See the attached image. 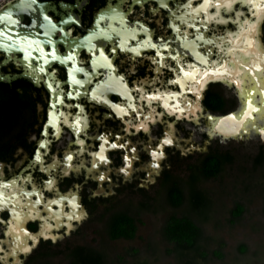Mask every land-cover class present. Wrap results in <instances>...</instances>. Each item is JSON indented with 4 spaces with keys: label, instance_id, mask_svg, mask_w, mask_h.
Masks as SVG:
<instances>
[{
    "label": "flooded vegetation",
    "instance_id": "af4514ba",
    "mask_svg": "<svg viewBox=\"0 0 264 264\" xmlns=\"http://www.w3.org/2000/svg\"><path fill=\"white\" fill-rule=\"evenodd\" d=\"M163 3L167 4V7L162 5L161 0H139V2L138 0H36L34 4L31 0H0V178L9 180L31 174L32 182L36 183L37 188L53 178L55 185L52 189L44 188V199L58 198L59 195L71 192L77 194L78 204L84 210L80 220H71L69 229L66 224L54 229V233L57 234L55 240H52L51 236H48V239L39 237L36 245L39 244L40 248L59 241V234L66 236L67 232L71 233L73 227L79 225L87 216L90 221L95 214H99L100 219L109 217L112 213L113 198L125 190L132 192V189L136 188L137 191L144 192V183L151 184L152 179L157 178L160 186L167 177L178 175L167 166V163L172 164L183 158L192 157L190 137L186 136L184 140L178 137V130L188 132L190 135L191 129L188 128V124H196L197 120L205 122L203 137L208 140L235 139V137L224 138L216 133L211 135L208 131L210 115L223 116L238 108L240 98L235 84L229 85L223 80L208 81L201 92L200 109L197 110L196 115L185 114L179 119H177L179 113L169 114L162 99L153 100L149 105L147 100H141L140 97L155 93L156 90L164 95L180 92L178 85L167 83L176 78V74L171 69L177 66V62L171 60L167 53L171 52L172 56H176L179 52L182 57L179 63L185 65L184 70L188 71L187 64H197L198 58L208 56L202 42L198 40L199 33H203L205 40L225 36L228 30H233L237 26V21L234 20L236 11L242 9L244 13L241 17H250L252 13L249 7L237 1L231 12L223 13L225 18L232 17L228 19L227 24L213 20L208 29H205L201 24V21L206 20L205 12L201 11L195 19H192L195 14L184 7L187 0H163ZM200 3H203V0H193L191 7L195 8ZM40 5L45 6L43 10L40 9ZM214 10L213 7L210 12ZM185 12H189V15L185 16ZM100 15H103L104 19L97 25ZM44 16L50 17L57 24V30H50L48 22L43 19ZM69 16L74 17L79 23L69 21L62 25L63 32L59 31L60 21L67 20ZM179 16H184L187 23L175 18ZM12 20L17 23L12 24ZM41 24L45 27H41ZM173 24L180 28L179 33L173 30L171 27ZM192 24L196 27L189 26ZM141 26L147 28L148 32L140 31ZM260 30L264 44V20ZM94 32H103L105 35L94 36L89 43L85 37H89ZM65 33L70 34L65 36ZM162 40L168 42L170 46L168 49H161V57H157L156 49L150 47H141L138 55L130 50H118L115 55L110 52L112 48L122 43L126 49H130L141 42L155 43L159 46ZM77 41L82 42L84 46L75 47ZM69 43L73 48L68 47ZM52 48L61 58L72 52L75 67L84 69V72H76L73 61L61 63L56 60L43 65V59L50 57L35 59L36 56L41 55L40 49L48 53ZM89 48H93V51L102 49L111 62L110 66L100 57L99 52L93 55ZM26 51L30 53L27 62L24 60ZM220 56L221 54L214 48L213 55L208 59L216 60ZM153 58H156L159 64L154 63ZM94 60L95 64H93ZM29 63L32 69H38L43 65L46 73L28 74L31 72ZM158 66L159 73L156 71ZM197 66L201 65L197 64ZM70 69L75 79L84 81L82 86L76 85L70 78ZM85 73L88 75L86 76ZM37 74L40 76L39 82L36 79ZM45 81L52 83L56 91L49 90ZM136 88H142L143 91L137 92ZM225 88L231 90V98L225 94ZM68 92L72 93L71 97L65 95ZM77 92L80 95H76ZM57 95L63 99V104L55 103ZM185 96L193 101L196 100L192 92H187ZM169 100V104L175 103L174 100ZM235 101L237 106L234 108ZM54 103L55 107L52 106ZM130 104L136 106L137 111L142 115H135L129 107ZM77 105L80 107L77 108ZM115 105L120 106L121 109H128V112L123 117L117 115V110L113 107ZM80 109H83V112ZM149 112L153 113V117L147 121L148 131L143 129L137 131L134 125L142 123ZM78 116L81 121L85 119L87 121L86 128L81 126L79 136L69 126ZM196 116H198L197 120ZM65 117L68 120L67 124L63 122ZM50 118L55 127L49 126L45 136V125ZM57 129H59L58 135H54ZM167 131L173 133V143L164 145V156L159 163V167H164L160 168L161 171L159 167L156 171L150 170L149 163L153 160L151 150L159 146ZM99 136L108 137L109 143L118 141V145L128 144L127 149L117 147L107 150L108 163L102 165V170L107 172V176L102 181L89 171L93 158L91 153L100 150L102 141L97 138ZM77 139L83 140L84 144L76 143ZM41 140L49 142L46 153L44 149H40L44 161L43 167L51 165L53 160L62 161L66 153L73 155L72 167L67 174L64 167L53 168L49 173L42 171L41 165L33 163ZM81 148L83 151H80ZM129 149H135L136 155L133 158L131 172L126 175L120 169L125 166L124 157L127 151L132 153ZM210 150L203 151L199 156ZM191 165L190 163L188 166L189 174ZM138 166L141 171L140 178H137L135 173ZM111 182L117 184L113 187L115 193L111 191L109 185ZM19 183L25 185L27 191H31V184L23 181ZM65 206L66 212H69V203L66 202ZM100 206L102 211H99ZM54 208L57 209L58 206L55 205ZM43 214L45 215V211ZM0 218L7 221L8 210L0 212ZM41 225L42 220L36 218L28 220L26 228L27 231L35 234L40 231ZM0 228H3V225H0ZM6 238L0 232V240L3 241L0 243L3 249L0 251V257H3L0 264H30L33 259L40 260L39 257L44 258L47 255L41 250H37L35 256L27 257V253H20L18 263H14V256L7 255L11 252V244L6 242ZM80 245L85 244L67 246V251Z\"/></svg>",
    "mask_w": 264,
    "mask_h": 264
},
{
    "label": "snow or ice",
    "instance_id": "6c2138e0",
    "mask_svg": "<svg viewBox=\"0 0 264 264\" xmlns=\"http://www.w3.org/2000/svg\"><path fill=\"white\" fill-rule=\"evenodd\" d=\"M31 2L34 4L36 0H31ZM139 2V0H138ZM193 0H187V4L184 5V7L188 8L190 10V13L195 14L191 18L195 19V16L198 15L201 11L205 12L207 15V9L209 7L214 6L217 11L216 15L219 16V10L222 6L221 0H215V4H213L212 0H203V3H200L197 5V7L192 8ZM236 0H223V6L225 7L226 11H231L232 8V3H235ZM241 2H247L251 5L250 11L253 8H256L257 5L255 4L254 0H241ZM161 3L164 7H167V4L163 3V0H161ZM31 7V4L29 5ZM41 10L45 7L44 5L39 6ZM260 7H264V4L260 5ZM109 11H114L112 9H109ZM174 15V14H173ZM185 16L189 15V12H185ZM237 17L241 15V13L237 12L235 13ZM253 16H256V12H252ZM177 20L182 21L183 23H187V21L184 19V16H179L175 17ZM44 20L48 22V25L50 26V30L55 31L57 30L58 26L56 23H54L50 17L44 16ZM104 16L100 15L97 19V25L99 24L100 20H103ZM212 17L208 16V21H211ZM69 21L73 23H79L78 20H76L74 17L69 16L67 20H62L60 21L61 27H59V31L63 32V27L62 25L69 23ZM229 21L221 18L220 20L217 21V23H222V24H227ZM12 24H16L17 22L15 20L11 21ZM232 23H236V21H232ZM201 24H203L204 28L207 29V23L204 21H201ZM245 24H248V21L245 20ZM41 27H45L44 24L40 25ZM190 27H196L195 24L189 25ZM173 30L177 33L180 32V28L173 24L171 25ZM140 31L147 33L148 29L143 28L141 26ZM197 32L199 33V29L197 28ZM47 35V33H45ZM70 33H65V36H68ZM257 33L254 30L253 25H249L247 29H241V34L240 36L237 37V40L242 39L247 36H255ZM105 33L100 32V33H91L89 37H85V40L88 41L89 43L91 42L92 37L94 36H103ZM186 35V33H185ZM232 33H227L223 37H217L216 39L220 40L221 43H223L226 39L230 40L232 37ZM198 40L202 42L203 46L205 47V51L208 53L207 57H200L197 59V64L201 65V67H197V64H187V68L189 69L188 71H185V65L180 64L179 60L182 59L181 55L179 52H177L176 56H172L171 52H168V56L171 58V60L177 62V66L175 68H172L171 71L176 74V78L167 81L168 84L172 85H178L179 88L181 89L180 92L178 93H166L165 95L174 100L175 103L169 104L168 99H164L163 103L165 108L168 110L169 114L171 115H176L179 113L180 115H177V119L181 118V115L185 114H191L192 112L195 111L192 103L187 100V97L185 96V91L187 92H193L196 100L199 101L200 99V92L203 91L204 85L209 81H215V80H224L225 77L229 79V81L233 84L236 85V87L240 90V95L245 97V107H243L239 115L241 118L248 116L251 118L253 121L255 120V117L252 116L253 112H260L261 108L256 107L251 100L252 95L256 91V88L260 89V92L262 95H264V83L260 82L257 80L256 88H253L251 91H245V89L242 87L241 81L235 79L236 76L239 75V68L241 66L245 67L250 74L253 75V78L256 79L255 73L259 70H264V53L261 52H256L254 50V55L253 58L248 61L247 63L241 62L239 59L235 58L233 56V48H230L227 50V52H224V49H222L218 44H216L213 40H205L203 33H199L198 35ZM233 45L235 47V41H232ZM51 45V41L48 42ZM245 47L246 48H251L253 46L254 41L251 39H245L244 41ZM83 43L77 41L75 44V47H83ZM169 43L166 41H161L159 46L155 43H144L141 42L137 44L136 47H132L130 49H126L125 45L122 43L120 45H117L116 47L112 48L110 50L112 55H115V53L119 51H125V50H130L131 52L135 54H139L141 47H150L153 49H156V55L157 57H161V49H168L169 48ZM14 47V45H12ZM69 48H73V45L71 43L68 44ZM94 47V46H93ZM215 48L218 53H224L222 59L224 60V64H217L216 60H211L209 61L208 57L213 55L212 49ZM244 50V49H241ZM90 52H93V55H95L96 52H99L100 57H102L105 61L108 62L110 66V61H108V57L105 56L104 52L102 49H95L93 51V48H89ZM41 55H38L35 57V59H41L42 57H50L49 58H44L43 59V65H48L50 64V61H60L61 63H67L69 61H73V68H75L76 72L83 73L84 69L82 68H76L75 63H74V56L72 55V52L67 53L63 58L60 56L56 55L55 49L52 48V50L48 53H44L43 49H40ZM30 53L27 51L25 52L24 60L27 62L28 57ZM232 60L233 63L236 65L235 68H227L225 65L226 63ZM154 63H158L159 61L156 60V58H153ZM93 64H95V60L93 61ZM40 65L38 69H32L31 63L28 64V67L31 69V72L28 74H33V73H46V68ZM203 69V71H201ZM156 71L159 73L160 68L159 66L157 67ZM87 76L88 74L85 73ZM52 76L54 78V72L52 73ZM70 78L74 81V83L78 86H82L84 81L75 79L74 76L71 75V69H70ZM37 82L40 80V76L37 74L36 75ZM121 79H123L121 77ZM47 84V87L49 90H52L55 92L56 90L53 89L52 83L45 81ZM62 91V90H61ZM135 91L137 92H142V88H136ZM65 95L71 97L72 93L68 92ZM76 95H80L79 92L76 93ZM179 97V98H178ZM95 98V97H94ZM141 100H147L149 102V105L153 100L160 101L162 99L161 94L159 93L158 90L155 91V93H150L146 96H141ZM181 100H183V106H181ZM55 103H60L63 104V99L57 95L55 99ZM55 103L52 105L55 107ZM80 106L77 105V108ZM117 110V115H120L123 117L125 113L128 112V109H121L120 106L115 105L113 106ZM131 108L132 112L139 116L142 115L141 112L137 111L136 106L134 105H129ZM142 107V106H141ZM261 107H264V104L261 105ZM81 112H83V109H80ZM154 111V110H153ZM50 117L52 113H49ZM61 116L63 115L62 113L60 114ZM151 112L149 114V117H146V119L150 118ZM236 114H233V118H235ZM63 122L65 124L68 123L67 118L65 117ZM83 123V127H87V121L86 119L81 121L80 117L78 116L77 119L69 125L74 132L77 133V136H79L81 132V128L79 125ZM130 123V121H129ZM49 126H53L54 122L50 118L48 120V124L45 125V132L44 135L47 136V130ZM137 131H140L143 129L144 131H148V128L145 123H138L134 125ZM170 127V126H169ZM253 127H255V123H253ZM258 132L261 134H264V127L257 128L256 129ZM245 131H247V128L245 127ZM59 129H57V132L54 133V135H58ZM99 140L102 141L100 145V150L98 152L91 153L93 157V164L92 167L96 168L98 164L108 163V157L104 154L106 149L105 145H107L108 148H126V144H119L117 145L116 143H109L108 137L106 136H99L97 137ZM48 141L47 140H41L40 141V147L36 150L33 163L34 164H39L41 165V170L45 172L51 173V170L53 168L57 167H64L65 169V174H67V171L72 167V161H73V155L71 153H66L62 161L58 160H53V163L51 165H48L47 167H43V157L41 154L40 149H44L45 153L47 152L48 148ZM76 143L83 145L84 141L77 139ZM173 143V139L170 138L169 136H165V139H163L160 142V147L162 148L163 145H170ZM133 153L135 152V149H129ZM80 151H83V148L80 149ZM77 156L79 155V152L76 154ZM151 155L153 157V160L163 158L164 152L161 150H156L152 151ZM125 160V167L121 168L120 171L124 172L126 175L128 171L130 170V161L128 159V156L125 155L124 157ZM154 167H159L158 164H154ZM98 179L104 180L105 176L103 174L98 176ZM20 181H23L24 183L31 184V191H26L23 187L20 185ZM55 181L52 179H49L44 182V184L40 187L37 188L36 183L32 182V177L31 174L27 176H20V177H14L9 180H4L3 178H0V212H3L4 210H8L9 212V219L7 221L3 220L0 218V225H3V228H0V232L3 233L5 237H10L9 243L13 245V250L7 255L9 256H15L17 252L20 253H29L31 252L32 248L35 247L36 243L38 242L39 237H44L45 239H48L49 237L45 234L48 229L52 227V225L48 224L46 220H44V217L41 215L42 209H48L49 213H52V205L54 204H60L63 201L67 200V202L72 206L73 209V215L69 216L68 219H76L79 220L82 215H84L83 211L81 210L79 214L76 213V210L80 208L79 204L76 203L75 197L73 196L70 200L67 197H61L60 200H45L43 197V190L44 188L52 189ZM21 197L27 198L24 202H21ZM35 197V199H33ZM33 211L35 212V215H33ZM40 218L41 220H44V223L41 226V229L39 232L33 234L29 231H27V228L25 226V221L31 220V219H36ZM57 227L59 226V217L57 216ZM69 227L71 225L69 224ZM52 240H55V236L50 237ZM28 241H31V245H29ZM0 243H3L2 240H0ZM0 251H3L2 248H0ZM3 257H0V260H2Z\"/></svg>",
    "mask_w": 264,
    "mask_h": 264
},
{
    "label": "rangeland",
    "instance_id": "374dc122",
    "mask_svg": "<svg viewBox=\"0 0 264 264\" xmlns=\"http://www.w3.org/2000/svg\"><path fill=\"white\" fill-rule=\"evenodd\" d=\"M215 148L230 151L234 161L228 164L219 178L200 183L213 200L211 219L204 223L205 242L210 255L202 264H264V161L260 165L254 164L261 151L264 155V149H237L213 139L205 149L191 153V158H183L171 170L186 178L189 164L195 163L203 151ZM144 188V192L134 189L114 199L112 212L129 205L132 211L137 212L142 201L156 204L154 200L160 189L158 179ZM236 201L244 203L246 211L240 220L231 223L230 212ZM184 211L185 206L179 209L166 206L137 212L141 223L137 236L132 240L110 239L105 230L107 216L100 219V215L95 214L91 221L88 217L77 225L64 240L42 248L39 244L35 245L29 256H35L36 251L41 250L47 255L39 257L40 260L51 264H68L67 246L85 244L104 251L112 264H183L174 253L168 251L172 244L163 239L162 228L167 216L171 213L181 215ZM242 246H246L245 251H242ZM217 249L222 251V258L212 253Z\"/></svg>",
    "mask_w": 264,
    "mask_h": 264
},
{
    "label": "trees",
    "instance_id": "16d2710c",
    "mask_svg": "<svg viewBox=\"0 0 264 264\" xmlns=\"http://www.w3.org/2000/svg\"><path fill=\"white\" fill-rule=\"evenodd\" d=\"M234 161L230 151L210 150L200 155L191 165L190 174L184 178L179 175L164 179L158 190L156 204L142 201L137 207V212L152 207L164 208L170 206L179 209L185 206V211L180 215L171 213L162 228L163 239L172 244L168 249L174 253L183 264H202L210 255L205 235L204 223L211 219L213 200L208 192L200 186L205 180L219 178L228 166ZM264 161L263 151L255 158L254 164L260 165ZM246 206L240 201L234 203L231 209V223L243 217ZM132 211L131 206L118 209L111 213L105 221V230L112 240H132L137 236L139 223L138 213ZM246 246H242V251ZM215 257L222 258L220 249L212 252ZM68 264H112L106 253L89 245L74 247L68 252ZM30 264H51L49 261L33 259ZM143 264H148L144 262Z\"/></svg>",
    "mask_w": 264,
    "mask_h": 264
},
{
    "label": "water",
    "instance_id": "95a60500",
    "mask_svg": "<svg viewBox=\"0 0 264 264\" xmlns=\"http://www.w3.org/2000/svg\"><path fill=\"white\" fill-rule=\"evenodd\" d=\"M237 1H240V4H242V5H247L249 7V9H250L251 5L249 3H247V2H243L242 3L241 0H236V2ZM212 2H213V4H215V0H212ZM254 2L257 5V7L253 8L251 10V13L254 11V12L257 13V15L256 16L251 15L250 17H244V18H242L241 15L239 17L236 16L234 18V20L237 21L236 28L233 29V30H228L227 31V33H232L233 34L230 40L226 39L223 43H221L220 40L216 39L215 37H213L211 39H206V40H213L222 49H224V52H227L228 49L233 48L234 49L233 50V56L235 58L239 59L243 63H247L248 61H250L253 58L254 50L256 52L264 53V44H263L262 39H261V30H260L262 22L264 20V7H260V5L264 4V0H254ZM221 4H222V6H221V8L219 10V16L216 15L217 9L214 6L209 7L207 9L206 20L204 21V22L207 23V29H208L210 23L213 20L215 22H217L221 18H223L225 20H228L229 18L232 19V17L225 18L223 13L224 12H231L234 9L235 4L232 3L231 11H226L225 10V7L223 6V0H221ZM213 7L215 8V10H214V12L211 13L210 11H211V9ZM237 12H239L241 14L244 13V11L242 9H238L236 11V13ZM208 16L212 17L211 21H208ZM245 20L248 21V24H245ZM249 25H253L254 26V30H255V32L257 34L255 36H247V37H244L242 39L237 40V37L240 36V34H241V29H247ZM221 37H223V36H221ZM245 39H251V40L254 41L253 46L251 48H246L245 47V43H244ZM263 40H264V37H263ZM232 41L236 42L235 43V47H234ZM241 49H244V50H241ZM212 51H214V48L212 49ZM219 54H221V56H220V58L216 59L217 64L218 65L219 64H224L225 62L222 59L224 53H219ZM225 66L227 68H230V69L236 67V65L233 63L232 60H229L226 63ZM197 67H201V66H197ZM201 71H203V70L201 69ZM255 77H256V79L253 78V75L250 74L245 67L241 66L239 68V75L236 76L235 79L241 81L242 87L245 89V91H251L253 88H256L257 80H259L260 82L264 83V70L257 71L255 73ZM223 81L228 83L229 85L233 84V83H231L229 81V79L227 77H225V79ZM205 86H206V84L204 85V87ZM236 89H237V92H238V95H239V98H240V104H239L238 108L235 109V111H232V112H230V113H228L226 115H223V116H211L210 115V124H209V127H208V131H209V133L211 135H214L216 133V134H218V135H220V136H222L224 138L235 137V139L222 140L221 141L223 144H225L226 146H229V147H233V148H237V149H244V150L264 149V134H261L260 132H258L256 130L257 128L264 127V107H261V105L264 104V95L261 94L259 88H256V91L254 92V94L251 97L252 103L256 107L261 108L260 112H258V113L257 112H253L252 113V116L255 117V120L253 121L248 116H245V117L241 118V116L239 115L240 110L243 107H245V97L240 95V90L237 87H236ZM224 92H225V94L228 97L231 98V96H232L231 90H228V89L225 88ZM186 93L187 92L185 91V94ZM160 94L162 96V100L168 99V102H170V100H169L170 98H168L163 93H160ZM200 96H201V92H200ZM187 100L192 103V105H193V107L195 109V111L192 112V113H194L196 115L197 110L200 109L199 101H197V100L193 101L191 98H187ZM147 104H149L148 101H147ZM151 104H152V102H151ZM181 105H183V100H181ZM236 106H237V101H235L234 108ZM234 113L236 114L235 118H233V114ZM149 114H150V112L146 115V117H149ZM146 117H145V120L142 123H145L146 126L148 127L147 121L150 118L153 117V113L151 112L150 118L146 119ZM197 117L198 116L195 117L196 120H197ZM253 123H255V127H253ZM79 126L81 128V126H83V123H81V125H79ZM187 126H188V128L191 129L190 135H189L188 132L178 130V135H179L178 137H179L180 140H184L186 136L190 137V140L192 142L191 153H194V152H197V151L205 149L210 144V142L213 140V139L208 140L207 138L203 137V130H204L203 127H205V122H199L197 120L196 124H188ZM245 127L247 128V131H245ZM166 135L173 139V133L171 131H167ZM165 136L162 137V138L165 139ZM115 143L118 145V141H116ZM126 145H127V147H126V149H127L128 148V144H126ZM163 148H164V145L161 148L160 144H159V146L154 148V149H152L151 152L152 151H156L158 149L163 151ZM105 149H106V151H105L104 154L107 156V150L109 149L107 147V145H105ZM126 155L128 156V159L130 161V170L127 173V175H129V173L131 172V169H132L133 158L136 155V153L135 152L134 153L133 152L130 153L129 151H127ZM152 159H153V157H152ZM161 160H162V158H159V159H156V160H152L151 163H149L150 170L156 171L157 167H154L153 165L154 164H158L159 165ZM176 163L177 162L171 164V162H168L167 166L171 169L173 166H175ZM92 164H93V158H92ZM103 164L104 163L98 164L96 168H93L91 166L89 171H91L94 174H96L97 178L101 174H103L105 176V178H106L107 172L102 170V165ZM163 167L164 166H162V167L160 166L159 170H160V168L163 169ZM139 168H140V166L136 167V169H135V173L137 175L136 176L137 178L141 177V171L139 170ZM157 174L159 175L160 172H158ZM51 179L54 180L53 178H51ZM152 180L154 182V181L157 180V178H156V180L155 179H152ZM100 181H102V180H100ZM54 185H55V183H54ZM54 185H53V187H54ZM109 185H110V187L112 189L111 190L112 193H115V191L113 190L114 189L113 187L116 186L117 184L115 182H111ZM143 185L146 186V185H148V183H144ZM21 187H23L26 190V186L25 185H21ZM134 189H136V188H134ZM134 189H132V190H134ZM128 192H130V190H125V192H123L122 194H119V195H117L115 197L118 198V197H120L123 194H126ZM73 196L75 197L76 203L78 204L79 200H78L77 194H71V192L66 194V195H59L58 198H48L47 200H49V201L50 200H60L61 197H67L70 200ZM43 197H44V194H43ZM116 198H113V200L116 199ZM26 199L27 198L21 197V202H24ZM33 199H34V197H33ZM66 202H67V200L63 201L60 204L52 205V213H49L48 209H42L41 215L44 217V220H46L48 224L52 225V227L50 229H48L46 231V233H45L47 236H55V237H57V234L54 233V229L55 228H61L63 226V224H66L68 229L70 228L69 224L71 225V220H69L68 217L73 215V209H72V206L69 204L70 205V211L66 212V206H65ZM55 205L58 206L57 209L54 208ZM101 208H102V206L99 207V210ZM81 210L84 213V210H83V208L81 206H80L79 209L76 210V213L79 214ZM44 211H45V215L43 214ZM32 214L35 215V212L33 211ZM57 216L59 217V221H60L58 227L56 226L57 223H58ZM82 216H81V218H82ZM87 218H88V216L85 219H87ZM44 220H42V224L44 223ZM52 220L54 221V223H52ZM27 221H25V226H26ZM81 222L82 221H80V223ZM76 226L77 225H75L73 227V229ZM61 233H62V231H61ZM69 234H70V232H67L66 236H63V234H59L60 235V240L59 241H62L65 238H67V236ZM9 240H10V237H7L6 238V242L9 243ZM28 243H29V241H28ZM0 248H2L1 244H0ZM33 249L34 248H32V250ZM12 250H13V245H11V251ZM32 250H31V252H32ZM31 252L26 254L27 257L29 256V254ZM19 254H20V252H17L16 255L14 256V263H16V262L18 263L17 260H18Z\"/></svg>",
    "mask_w": 264,
    "mask_h": 264
}]
</instances>
